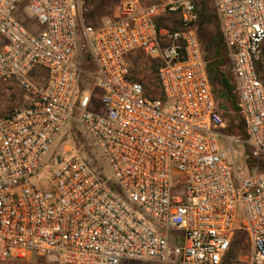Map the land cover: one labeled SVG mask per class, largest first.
<instances>
[{"label":"built area","instance_id":"1","mask_svg":"<svg viewBox=\"0 0 264 264\" xmlns=\"http://www.w3.org/2000/svg\"><path fill=\"white\" fill-rule=\"evenodd\" d=\"M198 1L130 0L93 25L83 0H0V82L28 97L0 119V264L27 253L48 264H223L240 229L252 245L244 264H264V171L242 175L232 160L235 144L264 159V0H211L244 138L223 131ZM169 15L177 27L159 26ZM138 54L159 61L155 95L133 72ZM70 122L99 167L56 150Z\"/></svg>","mask_w":264,"mask_h":264},{"label":"rangeland","instance_id":"2","mask_svg":"<svg viewBox=\"0 0 264 264\" xmlns=\"http://www.w3.org/2000/svg\"><path fill=\"white\" fill-rule=\"evenodd\" d=\"M130 0H98V9L96 16L87 17L84 15V22L86 24H97L102 20L103 17L107 15H112L118 12L120 6ZM143 3H152L157 0H140ZM210 5H213L211 0ZM84 6L87 5V0H83ZM18 17L23 21L30 22L31 29L35 30V24L31 19L32 15L24 10L19 9L17 11ZM212 33L218 32V27L216 24H212L207 27ZM159 61L156 59H152L146 57L144 55L138 54L136 57L132 59L133 72L136 76L143 81L145 87L148 89L149 93L154 94L157 91L156 85V71L158 68ZM259 72L261 74L262 79L264 80V54L262 60L259 65ZM224 69L228 72V74L233 78L232 73L230 71V62L229 60L226 62ZM98 90L95 89V92ZM28 101L27 91L25 88L16 80H8L4 82H0V119H2L6 114H8L11 110L19 105H23ZM219 102L230 108L231 102L225 98H220ZM225 118V128L224 131L239 138H244L246 136V126L244 123V119L237 114V112L233 109L231 111L226 112L224 114ZM221 143L223 146L228 145V141L226 138L221 139ZM236 151L233 154L232 160L236 159L237 165L240 168L241 174L252 173L255 171H261V166L253 165L248 163V158L250 157V150L248 147H244L242 145H237ZM78 149L83 154L87 155V157L99 167L100 162L98 161L97 154L95 148L92 146L89 138L85 134L82 126L77 122H70L67 127L62 132L60 139L57 143L56 150L65 153L70 150ZM264 164V163H263ZM239 216L242 217L243 211L240 210ZM252 245L246 234V232L242 229L238 230L235 238L233 240L232 246L226 258L223 261V264H244L247 262L250 253H251ZM9 264H48L42 258L37 257L33 253H27L25 256L21 258H16ZM124 264H175V263H163V262H143L138 260H130L125 262ZM180 264V263H178Z\"/></svg>","mask_w":264,"mask_h":264},{"label":"trees","instance_id":"3","mask_svg":"<svg viewBox=\"0 0 264 264\" xmlns=\"http://www.w3.org/2000/svg\"><path fill=\"white\" fill-rule=\"evenodd\" d=\"M209 0H199V14L200 19L198 23V32L204 47L205 58L208 62V72L210 82L215 94L216 100L223 111L230 112L235 110L237 114L242 117L240 113V103L237 93L235 92V85L233 78L224 69L226 62L229 60L224 37L220 30L217 14L214 6H211ZM98 0H87V5L83 6V15L87 17L96 16L98 9ZM99 23V22H98ZM216 24L218 32L212 33L207 27ZM159 26L177 27L174 15L162 17L159 20ZM85 53L84 67L86 70L94 69L91 61V56L88 48L83 44ZM220 98H225L231 102L230 108L222 105L219 102ZM243 118V117H242ZM248 163L261 166V171H264V159L248 158Z\"/></svg>","mask_w":264,"mask_h":264},{"label":"crops","instance_id":"4","mask_svg":"<svg viewBox=\"0 0 264 264\" xmlns=\"http://www.w3.org/2000/svg\"><path fill=\"white\" fill-rule=\"evenodd\" d=\"M223 131H224V128H223Z\"/></svg>","mask_w":264,"mask_h":264}]
</instances>
